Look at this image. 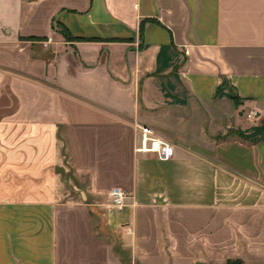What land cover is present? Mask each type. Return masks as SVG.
I'll list each match as a JSON object with an SVG mask.
<instances>
[{"label": "crops", "instance_id": "0c3cea01", "mask_svg": "<svg viewBox=\"0 0 264 264\" xmlns=\"http://www.w3.org/2000/svg\"><path fill=\"white\" fill-rule=\"evenodd\" d=\"M263 195L264 0H0V264H264Z\"/></svg>", "mask_w": 264, "mask_h": 264}, {"label": "built area", "instance_id": "2783aa9c", "mask_svg": "<svg viewBox=\"0 0 264 264\" xmlns=\"http://www.w3.org/2000/svg\"><path fill=\"white\" fill-rule=\"evenodd\" d=\"M257 114L249 111L245 118L253 121ZM138 139L134 148L136 153H146L154 156L159 161H169L174 156L171 144L156 135L154 130L148 126L136 125ZM108 199L115 208H123L128 199V195L120 188H113L108 192Z\"/></svg>", "mask_w": 264, "mask_h": 264}, {"label": "trees", "instance_id": "16d2710c", "mask_svg": "<svg viewBox=\"0 0 264 264\" xmlns=\"http://www.w3.org/2000/svg\"><path fill=\"white\" fill-rule=\"evenodd\" d=\"M226 264H242V262L239 260H228Z\"/></svg>", "mask_w": 264, "mask_h": 264}, {"label": "rangeland", "instance_id": "374dc122", "mask_svg": "<svg viewBox=\"0 0 264 264\" xmlns=\"http://www.w3.org/2000/svg\"><path fill=\"white\" fill-rule=\"evenodd\" d=\"M262 200H263V203H264V195L262 196ZM111 203V202H110ZM125 261V260H124Z\"/></svg>", "mask_w": 264, "mask_h": 264}]
</instances>
